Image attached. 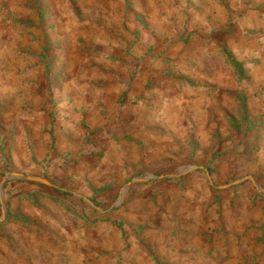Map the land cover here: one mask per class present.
Segmentation results:
<instances>
[{
	"label": "rangeland",
	"instance_id": "rangeland-1",
	"mask_svg": "<svg viewBox=\"0 0 264 264\" xmlns=\"http://www.w3.org/2000/svg\"><path fill=\"white\" fill-rule=\"evenodd\" d=\"M60 55L127 110L62 176ZM0 264H264V0H0Z\"/></svg>",
	"mask_w": 264,
	"mask_h": 264
},
{
	"label": "crops",
	"instance_id": "crops-1",
	"mask_svg": "<svg viewBox=\"0 0 264 264\" xmlns=\"http://www.w3.org/2000/svg\"><path fill=\"white\" fill-rule=\"evenodd\" d=\"M73 56L60 55L62 65L57 67L59 77L52 99L41 101L43 109L32 105L33 112L26 120L31 127L32 143L43 149L42 158L48 154L52 157L49 170L58 176L73 171L67 167L80 160L82 149L87 156L86 151L99 144L96 140H110L114 131L121 130L115 122L123 121V112L127 115L126 108L116 103V97L125 88L123 84L107 77L108 83L97 89L94 72L80 68L79 57ZM126 149L111 147L107 155L111 164L125 163L129 156Z\"/></svg>",
	"mask_w": 264,
	"mask_h": 264
},
{
	"label": "trees",
	"instance_id": "trees-1",
	"mask_svg": "<svg viewBox=\"0 0 264 264\" xmlns=\"http://www.w3.org/2000/svg\"><path fill=\"white\" fill-rule=\"evenodd\" d=\"M234 67H235V70L238 73V75L239 76H242L243 75V67H242V64L239 63V62H234Z\"/></svg>",
	"mask_w": 264,
	"mask_h": 264
},
{
	"label": "water",
	"instance_id": "water-1",
	"mask_svg": "<svg viewBox=\"0 0 264 264\" xmlns=\"http://www.w3.org/2000/svg\"><path fill=\"white\" fill-rule=\"evenodd\" d=\"M124 194V193H123Z\"/></svg>",
	"mask_w": 264,
	"mask_h": 264
}]
</instances>
